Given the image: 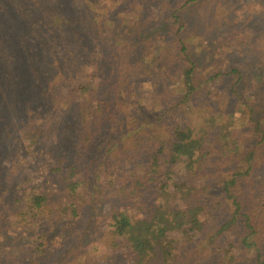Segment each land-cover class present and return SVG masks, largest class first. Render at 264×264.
<instances>
[{"label":"trees","instance_id":"trees-1","mask_svg":"<svg viewBox=\"0 0 264 264\" xmlns=\"http://www.w3.org/2000/svg\"><path fill=\"white\" fill-rule=\"evenodd\" d=\"M54 1L0 0L3 13L22 16L14 36L0 33L3 143L10 137V113L21 109L42 114L53 143L64 133L62 154L32 151L41 160L37 174L24 164L12 210L0 213V264H108L117 257L124 264H264V64L259 74L255 69L261 78L254 90L236 68L198 82L200 62L182 34L183 14L200 0H172L176 5L166 13L172 22L165 15L161 20L173 30L177 52L170 60L177 64L167 69L178 81L170 85L174 98L158 101L157 91L146 93L128 80L144 54L116 52L118 20L100 22V8L109 14L120 0H95L98 10L88 0ZM218 78L231 79L221 109L205 92ZM153 83L155 90L162 86ZM199 92L208 95L197 105ZM196 110L209 116L199 129L186 116ZM236 114L244 116L239 125ZM23 138L35 149L37 133L24 131ZM43 175L59 181L63 207H51ZM98 193L112 195L100 227L107 240L103 253L94 250L100 241L84 251L87 230L74 235L82 211L91 208L80 195L95 200ZM31 232L35 245L28 248L19 240Z\"/></svg>","mask_w":264,"mask_h":264},{"label":"rangeland","instance_id":"rangeland-1","mask_svg":"<svg viewBox=\"0 0 264 264\" xmlns=\"http://www.w3.org/2000/svg\"><path fill=\"white\" fill-rule=\"evenodd\" d=\"M166 1L170 3L168 6ZM166 1L125 0L123 2V0H120L117 6L109 7L107 11L110 15L103 8H100V22H102V26L112 23L113 19L114 24H117L116 21L118 20L120 29L116 34L118 37L116 42L120 41V44H116L118 46H116V52L125 50L124 53L128 52L134 55L144 54L139 58L138 63L135 64L134 67L136 69L131 72L128 80H131L135 86L141 85L146 93H155L157 91L158 101L171 99V96L175 94L171 90L170 85L172 86L178 81V76L167 69L168 64L173 62L177 64V60H170L175 57L174 51L177 52L176 48L172 49L171 44L173 30L167 29L168 26L163 28V20H161L168 13L167 9H170L172 6L174 7L176 4L172 0ZM41 2L50 5L55 3L54 0H33V4L36 6L40 5ZM88 2L96 4L95 10H98V3L95 0H88ZM3 9L0 6V33H3L4 36H14L18 30L17 26L22 25L20 22L22 16L15 14L13 10L10 13L8 11H4L3 13ZM222 13H226V15ZM105 16L108 17L105 18ZM183 19L185 23L187 22V29L184 30L182 38L188 44L189 53L192 58L197 63L200 62L199 69L197 70L198 78H196L198 82L203 81L210 75L212 76L216 73L226 74L232 68H236L240 69L244 74L247 73L250 89L254 90L258 87L261 77L255 75V69H258L257 74H259V68L264 64V0H200L198 4L193 5L187 13L183 14ZM166 22L171 23L172 21L167 18ZM25 24L29 25L30 22L25 21ZM24 31L27 36H30L29 28H24ZM108 32L110 31L106 29L105 33ZM105 38L104 34L102 40H105ZM139 42L141 43L140 45ZM136 43L138 45H135ZM133 45L135 46L131 47ZM168 52L169 54L167 55ZM148 53H150L149 56ZM163 53L166 56H162ZM229 79L218 78L216 81L211 80V83L208 84L205 90V92H210L209 100H218L219 109L226 107L225 91ZM153 82H160L162 86H158L157 90H155ZM205 92L197 93L193 102L200 105L201 102L205 101V95H208ZM156 104V99H154L151 107L157 108ZM184 107L188 108L187 105ZM21 111L22 113L19 112L17 116H14L13 112L10 113L12 123L8 126L9 131L6 132L10 137L7 140L8 143L5 145L3 143L4 133L0 132V177L4 185V187L2 186V191L0 189V197L4 199L0 207L1 214H8L12 210L11 204L17 196L15 191L13 192V188L21 176H23L21 171L24 168V164H30L29 166L33 167V174L38 170L37 162H41V160L36 158L32 154V151L41 154L45 151L51 153L52 156L55 152H61L62 154L59 144L64 133L58 134L56 142L53 143V129L46 130L43 128V124L40 123L42 114L40 112L34 113L33 109L26 111L21 109ZM186 116L187 122L194 123V126L198 129L202 127L204 121L209 117L207 113L199 110L193 111ZM216 116L217 114L214 117L216 118ZM224 116L226 117L225 113ZM241 117L244 116L236 114L237 125L243 122V118ZM179 119L182 121L181 118ZM0 129L4 131L2 126ZM27 130L30 131V136L33 133H37V144L34 145L35 149H31L30 144L26 143L23 138L24 131L26 132ZM8 145L12 146L11 150H7ZM42 179L44 184L43 193L48 194L49 201L52 204L51 207L53 209L63 207L66 198L60 193L57 178L43 175ZM83 195H80L81 201L79 202L84 205L88 204L91 208L82 211L81 220L78 223L80 229L74 235L80 237L84 234V230H87V233L83 237L84 241L87 242L84 251L88 250L89 244L100 241V245L95 246L94 250L103 253L104 250L103 248L101 249V246L106 247L107 240L104 233L101 232L100 227L103 226L105 218L108 215L107 213L110 210L109 205L112 202L110 197L112 195L107 197L98 193L95 195V200L92 196ZM19 196L20 194H18ZM91 203L94 205L90 206ZM52 211L53 213L58 212L56 210ZM38 224L36 225L37 228L39 226L42 227L45 223L41 222L39 226ZM82 232L83 234L79 235ZM34 233L31 232L26 238L19 240L21 244L26 247L28 246V248L34 246L36 239ZM72 242L71 244H73L74 248L77 247L76 242L73 240ZM62 250L65 252L64 249ZM67 255L73 259L71 252L67 251ZM81 258L78 257V260ZM117 258H113L108 264H124L123 259ZM85 259L87 260L88 257ZM92 261L93 264L97 262L95 259Z\"/></svg>","mask_w":264,"mask_h":264}]
</instances>
